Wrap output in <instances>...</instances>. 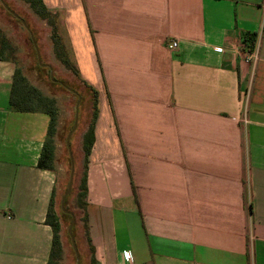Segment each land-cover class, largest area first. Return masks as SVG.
I'll list each match as a JSON object with an SVG mask.
<instances>
[{
  "label": "crops",
  "instance_id": "crops-1",
  "mask_svg": "<svg viewBox=\"0 0 264 264\" xmlns=\"http://www.w3.org/2000/svg\"><path fill=\"white\" fill-rule=\"evenodd\" d=\"M43 2L99 93L74 163L81 264H264V0ZM15 69L0 60V264H48L58 138L39 168L50 116L10 108Z\"/></svg>",
  "mask_w": 264,
  "mask_h": 264
},
{
  "label": "rangeland",
  "instance_id": "rangeland-1",
  "mask_svg": "<svg viewBox=\"0 0 264 264\" xmlns=\"http://www.w3.org/2000/svg\"><path fill=\"white\" fill-rule=\"evenodd\" d=\"M3 2L25 22L33 35L31 37L27 28L13 15H11L0 2V49L4 44H9L10 49L4 53L5 57L14 61L17 67H20L30 82L39 88L44 95L55 99L58 111V168L60 177V197L63 198L68 188L71 158L67 149L66 141L68 134L72 131L77 112L79 97L69 91L74 90L81 97V103L78 112V127L71 138V149L73 161L82 159V149L80 145L81 133L85 127V113H87L85 102L89 98V89L86 88L81 76H77L72 70L67 69L55 56L52 28L47 21L40 19L22 0H3ZM59 32L63 31V22L58 17ZM37 46V50L35 48ZM69 50L70 48L67 47ZM71 51V50H70ZM37 52L40 55L38 60ZM70 60L74 62L72 53L69 54ZM74 64V63H73ZM62 169V170H61ZM79 176V174H78ZM76 170L74 184L71 194L65 202L66 210H73L75 203L72 198L76 193ZM73 212V211H71ZM63 218L64 242L67 254L64 255L61 264H77L76 256L73 250L71 239L68 234V228L71 223V217L61 209Z\"/></svg>",
  "mask_w": 264,
  "mask_h": 264
},
{
  "label": "trees",
  "instance_id": "trees-1",
  "mask_svg": "<svg viewBox=\"0 0 264 264\" xmlns=\"http://www.w3.org/2000/svg\"><path fill=\"white\" fill-rule=\"evenodd\" d=\"M29 5L30 9L42 20L52 28V41L54 45V52L56 58L69 70H72L77 76H80V72L72 61L70 60L67 48L63 42V39L59 33L58 28V14L49 11L45 6L43 0H22ZM257 41V35L255 33H244L242 36V44L245 49L252 53L255 51V45ZM10 49L9 44H4L0 49V60H7L4 53ZM15 64V62L13 61ZM86 88L89 89V98L85 102L86 110H91L89 117V128L83 137V152L85 159L88 158L93 145L95 143V125L99 114V93L84 83ZM10 108L18 113H37L43 112L50 116V123L46 140L44 142L40 159L39 168L49 171H55L56 162V136L58 134V111L55 104V99L50 98L43 94V92L34 86L28 77L23 73L20 67L16 66L13 76V83L10 94ZM84 185H81V190H84ZM135 199L139 206V202L136 198V189L134 187ZM55 194L50 203L46 223L52 227L53 230V242L51 248V254L48 264H61L64 258V246H63V225L61 216L56 210ZM70 211V210H69ZM92 264H96L94 258Z\"/></svg>",
  "mask_w": 264,
  "mask_h": 264
},
{
  "label": "water",
  "instance_id": "water-1",
  "mask_svg": "<svg viewBox=\"0 0 264 264\" xmlns=\"http://www.w3.org/2000/svg\"><path fill=\"white\" fill-rule=\"evenodd\" d=\"M0 2L2 3V5L5 7V9L11 14L13 15L16 19H18L26 28L27 30L30 32L31 34V37L33 39V35L31 33V31L28 29L27 25H26V22L20 17L18 16L17 14H15L4 2L3 0H0ZM35 48L37 50V46L35 44ZM37 56H38V60L40 62V55L39 53L37 52ZM69 91H71L72 93L76 94L78 97H79V102L77 104V112H76V120H75V124H74V127L72 129V131L68 134V137H67V141H66V145H67V149H68V152H69V155H70V158H71V172H70V178H69V183H68V188L64 194V197L62 198V202H61V209L64 213L68 214L70 217H71V223H70V226L68 228V234H69V237L71 239V244H72V247H73V250L75 252V256H76V263L77 264H81L80 262V254H79V250H78V247H77V244H76V240H75V237H74V234H73V227H74V224H75V216L72 212H70L69 210H66L65 209V202H66V199L68 198V196L71 194V191H72V188H73V184H74V177H75V164H74V161H73V155H72V149H71V138L74 134V132L76 131L77 127H78V112H79V106H80V103H81V97L80 95L75 92L74 90L72 89H69L67 88Z\"/></svg>",
  "mask_w": 264,
  "mask_h": 264
},
{
  "label": "built area",
  "instance_id": "built-area-1",
  "mask_svg": "<svg viewBox=\"0 0 264 264\" xmlns=\"http://www.w3.org/2000/svg\"><path fill=\"white\" fill-rule=\"evenodd\" d=\"M178 47V43L173 42L169 48L170 49H176ZM125 260L127 261L128 264H133V257L130 251H125L124 253Z\"/></svg>",
  "mask_w": 264,
  "mask_h": 264
}]
</instances>
